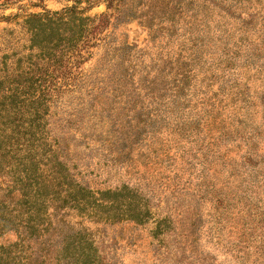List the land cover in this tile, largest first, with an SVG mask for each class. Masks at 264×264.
Segmentation results:
<instances>
[{"label":"rangeland","instance_id":"rangeland-1","mask_svg":"<svg viewBox=\"0 0 264 264\" xmlns=\"http://www.w3.org/2000/svg\"><path fill=\"white\" fill-rule=\"evenodd\" d=\"M85 252L264 264V0H0V264Z\"/></svg>","mask_w":264,"mask_h":264},{"label":"trees","instance_id":"trees-1","mask_svg":"<svg viewBox=\"0 0 264 264\" xmlns=\"http://www.w3.org/2000/svg\"><path fill=\"white\" fill-rule=\"evenodd\" d=\"M100 18H101L102 22L106 21L107 15H102ZM92 256H93V254L90 252L82 253V256H81L82 260H78L76 264H96V263L101 264L100 257L99 258H97V257L92 258ZM95 259H98V262H95Z\"/></svg>","mask_w":264,"mask_h":264}]
</instances>
